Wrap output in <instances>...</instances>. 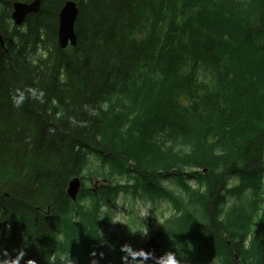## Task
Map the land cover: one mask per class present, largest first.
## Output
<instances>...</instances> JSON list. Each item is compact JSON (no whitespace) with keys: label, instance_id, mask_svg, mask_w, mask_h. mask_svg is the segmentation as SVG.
I'll list each match as a JSON object with an SVG mask.
<instances>
[{"label":"trees","instance_id":"trees-1","mask_svg":"<svg viewBox=\"0 0 264 264\" xmlns=\"http://www.w3.org/2000/svg\"><path fill=\"white\" fill-rule=\"evenodd\" d=\"M33 1L0 0V259L123 264L122 246L140 248L151 226L101 231L130 191L171 204L150 235L162 255L264 264V0H70L76 45L64 49L69 0H40L15 26L13 2Z\"/></svg>","mask_w":264,"mask_h":264},{"label":"rangeland","instance_id":"rangeland-1","mask_svg":"<svg viewBox=\"0 0 264 264\" xmlns=\"http://www.w3.org/2000/svg\"><path fill=\"white\" fill-rule=\"evenodd\" d=\"M90 162L91 164L87 171L92 172L98 166V160L91 157ZM102 179H92L91 182L86 181L85 184L91 189L93 188L99 190L98 186L103 185ZM119 181L120 184L124 182V180ZM232 181L233 180H231V182ZM189 184L195 186L194 181H190ZM231 184L234 183L232 182ZM162 185L168 189L174 190L175 192L180 191V188L174 181H172L171 178L162 180ZM138 194L139 193L133 196V193L130 191H127L126 193L121 191L119 193L116 208L112 210L113 212L110 226L102 229L101 231L104 237H108L110 234H114L117 237L122 235L131 237L135 233L134 226L137 227L136 224L139 225L142 223H148L151 227L142 234V237L144 238L143 240L145 241L144 244L151 238H154L150 235L156 231L162 216L168 217L172 213L171 204L165 200L158 201V198H155L152 202L148 199V197H139ZM103 213L107 215V207L103 208ZM129 227H131V232L129 231ZM138 249L140 248H137L136 250ZM160 255L162 256L161 251Z\"/></svg>","mask_w":264,"mask_h":264},{"label":"water","instance_id":"water-1","mask_svg":"<svg viewBox=\"0 0 264 264\" xmlns=\"http://www.w3.org/2000/svg\"><path fill=\"white\" fill-rule=\"evenodd\" d=\"M40 7V0H34L31 3L15 2L13 3V9L11 14V20L15 26H20L24 23L25 18L31 13H37ZM78 16V8L76 3L73 1H66L59 14H58V29H57V42L58 46L62 49L67 45H76V34L74 31L75 22ZM1 46L3 42L1 41ZM80 181L78 178H74L69 181L66 194L70 200L76 202L77 194L80 190ZM161 246L155 242V238H151L138 250H143L148 253H152V257L149 258L145 263H155L156 259L161 257L160 255ZM137 250V251H138ZM139 257L140 253H135Z\"/></svg>","mask_w":264,"mask_h":264},{"label":"clouds","instance_id":"clouds-1","mask_svg":"<svg viewBox=\"0 0 264 264\" xmlns=\"http://www.w3.org/2000/svg\"><path fill=\"white\" fill-rule=\"evenodd\" d=\"M99 108L100 110L107 112L109 109V104L104 102L100 104ZM85 110L88 111L90 116H99L100 114L97 109L89 110L88 106H85ZM73 123L76 122L73 121ZM121 251L125 253V255L121 258L123 264H133V261H136V264H145V261L152 257V253H148L143 250H133L129 245L122 246ZM135 253H140L141 255L137 257L134 255ZM23 256V251L18 252L14 258H8L7 254H5V258L0 259V264H20ZM45 260L46 264H76V261L71 258L69 252L67 254H57L55 251L51 254H47ZM29 261H31V264H36L34 260H28L26 261V264H29ZM156 264H182V259L178 251L166 252L161 257L156 259Z\"/></svg>","mask_w":264,"mask_h":264}]
</instances>
